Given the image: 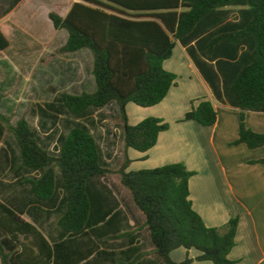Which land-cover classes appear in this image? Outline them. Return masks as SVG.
<instances>
[{"label": "trees", "instance_id": "trees-1", "mask_svg": "<svg viewBox=\"0 0 264 264\" xmlns=\"http://www.w3.org/2000/svg\"><path fill=\"white\" fill-rule=\"evenodd\" d=\"M20 1L7 0L0 16ZM230 7L238 8L237 19H229ZM48 18L54 29L67 31L65 43L56 49L58 54L87 48L93 57L95 90L59 92L58 99L66 110L82 116L89 108H102L111 102L118 106L124 147L119 182L144 216L153 254L162 264H190L193 260L236 264L229 253L235 245L238 217L230 218L222 230L206 225L190 199L193 171L182 162L126 171L130 163L127 149L143 153L145 159L160 132L169 128L167 122L154 116L130 124L126 106L132 102L151 107L164 99L177 76L166 70L163 62L179 42L209 83L214 98L239 109L240 125L234 143L250 149L264 146V133L247 128L243 122L245 111L264 112V0H81L73 2L64 17L50 11ZM8 45L0 31V50ZM216 118L212 102L200 98L196 105L192 101L182 121L212 126ZM5 132L13 135L17 146L13 169L37 174L19 183L28 185L38 201H53L57 189L63 191L57 225L66 236L84 233L112 212V208L106 210L102 196L93 201L89 182L104 178L110 170L104 166L101 149L85 124L71 127L58 139L56 154L40 144L23 116L11 124L0 113V141ZM257 162L264 164V158ZM0 229L12 236L40 237L45 248L39 243L35 246L42 263L51 264L53 251L42 234L1 202ZM180 247L194 248L198 255L174 262L170 252ZM2 262L7 264L4 259ZM113 264L145 262L130 258L115 259Z\"/></svg>", "mask_w": 264, "mask_h": 264}, {"label": "crops", "instance_id": "crops-1", "mask_svg": "<svg viewBox=\"0 0 264 264\" xmlns=\"http://www.w3.org/2000/svg\"><path fill=\"white\" fill-rule=\"evenodd\" d=\"M77 1L81 0H67L63 12L59 15L64 17L72 3ZM41 5L39 0H21L13 10L0 16V22L11 15L16 17L36 15L43 11ZM50 11L48 8L44 10L47 17ZM238 15L234 19H237ZM3 25L0 31L9 39L6 32L8 27L6 24ZM180 46L187 66L194 68L199 88L191 87L190 83L186 82L192 79L191 77L185 78V81H178L180 75L166 68V60L163 62L164 68L177 76L168 94L160 103L151 107L137 105L134 107L130 105L132 102H129L126 111L130 124L154 116L167 122L169 128L160 132L157 143L146 152L145 159H142L143 153L128 148L126 152L130 163L126 171L182 162L188 170L194 172L189 179L190 199L193 208L201 215L207 226L222 230L230 218L238 217L235 245L229 253V258L235 260L236 264H264V164L257 162L264 158V146L250 149L242 143H234L240 125L239 109L226 101L219 102L214 98L209 83L186 47L181 44ZM199 57L205 59L201 53ZM209 63L214 64V61ZM2 68L3 77H0V81L7 76V67ZM182 86L188 88L187 93L180 98L179 103H174L170 109H166L163 105L164 100L171 92L179 90ZM0 94L3 95L1 105L7 93ZM200 98L209 99L216 110L217 118L212 126H203L192 120L182 121L184 114L191 108L192 101L196 105ZM129 109L132 111L131 114ZM10 111L8 107L5 111L1 109L0 113L7 116L12 124V112L10 115L8 113ZM62 115L64 111L61 109L39 108L37 128L41 137L29 123L36 132L40 144L51 152V148L55 149L53 153H56L58 139L65 135L69 126V118ZM243 122L247 128L264 133V112L245 111ZM15 123L16 121L13 122ZM56 126L60 128L58 132ZM6 133L9 132H5L0 141V202L17 212L24 221L35 226L42 234L53 251L51 264H113L115 259L130 258L144 262L146 247L153 254L143 214L132 204L128 191L107 178L108 174L104 178L91 180L89 187L93 201L95 197L102 196L106 210L112 208V212L104 221L100 220L91 225L84 233L66 236L57 225V219L62 213L60 205L62 190L57 191V197L53 201H38L30 191H12V183H19V180L25 177L17 176L18 171L22 170H14L12 167V143L4 140ZM91 133L101 149L104 164L114 163L113 169L116 171L119 168L116 165L123 162L124 148L121 152L118 145L113 149L115 133L104 125L99 128L98 133L95 129ZM118 134L122 140V131L119 133L118 130ZM108 169L110 173L113 172V169ZM101 180L110 181L117 190L114 192L119 201L113 192L107 191ZM36 243L45 248L38 236L34 238L22 234L12 236L0 229V264H4L2 259L7 264H43ZM177 249L170 252L174 262L184 260L187 255L191 258L198 255L197 250L196 253L189 254V249L182 248L186 250L185 257L182 258L180 256L182 253H177ZM190 264L212 263L193 260Z\"/></svg>", "mask_w": 264, "mask_h": 264}, {"label": "rangeland", "instance_id": "rangeland-1", "mask_svg": "<svg viewBox=\"0 0 264 264\" xmlns=\"http://www.w3.org/2000/svg\"><path fill=\"white\" fill-rule=\"evenodd\" d=\"M66 1L39 0L43 11L36 15L31 17L28 14L19 17L11 15L0 22V27H3V24L8 27L6 32L10 41L8 49L0 51V77H3L4 68L2 67H7V76L0 81V93H7L0 105V111L1 109L5 111V108L9 107L11 110L8 112L9 115L12 112V124L22 116L25 117L41 137L37 128L39 108L61 109L64 111V115L69 118V126L65 131L66 133L69 128L77 124H85L90 132L95 129L96 133L99 132V128H102L103 125L104 127L108 126L115 133L112 147L114 146V149L118 145L121 152L124 147L118 130L119 133L122 131V124L119 118L118 106L115 102H111L102 108H89L82 116H73L58 99V93L63 91L77 94L83 91L92 92L95 90V82L91 72L93 57L89 49L83 48L77 52L65 54L56 52V46H60L65 42L67 31L65 29L54 30L44 10L48 8L61 15ZM7 5V0H0V12ZM229 9L228 15L232 20L237 16L238 11L236 7H230ZM183 55L184 52L181 50L180 44L177 43L172 56L166 60L165 66L180 75H178V81H185V78L191 77L192 79H188L186 82L190 83L191 87L199 88L194 75V68L187 66V60ZM187 91L188 88L182 86L179 90L171 92L170 96L163 102L164 107L170 109L174 103H179L180 98ZM130 105L135 107L133 103H130ZM129 112L130 114L132 113L131 110ZM56 128L58 132L60 128L58 126ZM4 140L7 142L11 141L12 161L16 164L17 161L14 156L18 152L13 135L6 133ZM51 150L52 153L55 151L53 148ZM104 166L113 169L114 163L105 164ZM116 166L120 167L121 163ZM118 169L116 171L113 169V172H109L110 174L108 173L107 178L128 191L119 182ZM56 173L57 175L59 174L58 170H56ZM17 174V176L25 178L35 175L34 172L27 170L18 171ZM101 181L106 186L107 191L113 192L119 201L118 196L114 192L117 190L110 181ZM12 191H29V188L26 184L12 183ZM57 191H60V189H57ZM128 194L130 195L129 191ZM176 251L177 253H182L180 255L182 258L185 257L184 251L186 250L181 248ZM188 251L189 254L197 252L192 248ZM144 258L145 264H162L161 260L152 254L147 247L145 248Z\"/></svg>", "mask_w": 264, "mask_h": 264}]
</instances>
